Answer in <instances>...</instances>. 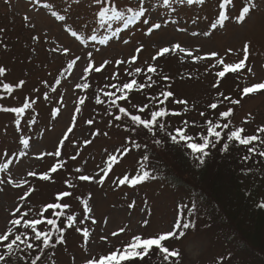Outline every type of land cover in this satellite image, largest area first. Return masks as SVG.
Instances as JSON below:
<instances>
[{"label":"rangeland","instance_id":"obj_1","mask_svg":"<svg viewBox=\"0 0 264 264\" xmlns=\"http://www.w3.org/2000/svg\"><path fill=\"white\" fill-rule=\"evenodd\" d=\"M44 2L46 0L39 2L38 0H0V30H2L0 31V67L6 68L5 74L0 76V81L11 84L16 91L8 95L5 102L0 100V106L4 107L6 103L8 107H22L25 101L31 105L19 117V128L16 125L15 113L4 111L0 113V163L9 164L6 171L0 172V178L6 181L5 184L0 185V234L10 226L11 219L19 218V213L16 216L12 215L17 206L23 205L22 212L31 209L26 218H36L38 214L43 213L42 219L45 221L53 218V211H45V206L57 202L55 197L59 192L70 191L72 196L62 198L60 201L69 204L70 207L59 210L64 216L57 221V224L37 226L38 230H51L57 227L65 229L63 233L65 243L51 249L55 255L51 253V258H47L45 264H53V262L54 264H86L89 258H98L117 248L122 249L136 235L142 238H156L160 234L174 230L178 220L182 225L187 208L183 211L181 208L185 204L188 206L191 199L189 192L175 188L166 181L150 180L134 187L125 184L116 188L113 185V180L117 176L122 178L128 174L131 179L141 163L146 170L149 168L142 159L145 156L144 148L137 149L128 142L127 137H131V132L126 131L125 126L113 122V117L107 112H105L106 116L99 114L100 107L95 102L97 96L102 101L100 103L102 107L107 106L106 109H111L110 99L105 95L106 89L103 86L107 84V80H104V77L100 78L99 75L107 72L116 74L126 69L131 72L136 67L141 68L143 64L157 67L162 57H158L155 61L152 57L162 47H171L172 44L179 43L192 52V57L178 50L170 51L163 56V58L173 56L178 62L173 65L169 63L163 65V70L167 71V74H172V78L177 79L180 75L182 78L185 76L176 84L171 79L167 83V88L172 86L170 89H173L179 97L194 101L198 107L220 100L222 98L218 96L220 92L234 95V99H240L239 104L232 105L229 101L221 103L224 110L233 108V114L228 118L232 123L230 127L232 130L235 127L252 128L254 129L252 133H255L259 126L264 125V91L242 97V89L257 82H264V0H251V11L243 23H237L234 17L248 0H233L232 4L226 5L224 9L229 15V20L223 27L218 26L215 31L210 25L218 17L219 4L222 0H206L203 6L178 7L175 14L178 23H168L150 36L144 35L145 29L138 22L128 29H122L117 37L103 45L99 40H89L81 44L64 28L66 24L81 35H91L92 29L96 27L95 13L98 12L100 5L93 4V0L72 2L71 10L66 13L67 20L59 22L51 17L50 11L53 10L51 6L57 11L63 10L66 7L65 0H47L50 5L48 8L41 6ZM112 2L121 8L136 5V0H112ZM149 2L151 3V0ZM151 14L154 21L165 15L159 9H153ZM172 15L171 12L167 13L168 18ZM85 24H87L86 29L83 28ZM117 27H121V24L113 25L114 29ZM177 28L186 31H178ZM205 31L210 32V35H192L193 32ZM96 34L103 35V31L99 30ZM124 40H129L130 43L125 44ZM245 43L249 45L245 68L237 73H226L224 78L217 76L213 78L214 73L219 70H214L211 65L215 64L221 71L223 66L218 63L220 59L225 63H238L244 59ZM5 44L7 48L4 47ZM141 44L143 51L138 55L137 60L128 63L129 57L135 54V48ZM54 47H68L70 51L67 54L62 51L54 53L51 51ZM88 51H93L95 66H99L105 60L110 63L100 72L90 70L87 74L83 72L87 65L86 59H81L71 69L67 68L68 63L75 56L86 57ZM211 52L218 53V56H208L207 54ZM197 55L204 56L205 61L194 60L193 57ZM117 60H123L125 63L117 67L115 63ZM193 63L195 65H189ZM248 69L252 71L249 72ZM191 73L194 74L193 80L186 79ZM82 75H86V79L81 80ZM21 80L25 83L22 87H18ZM156 80L160 81V77H156ZM77 83H87L89 86L76 88ZM217 83L219 87L214 88L213 84ZM52 88L56 91L52 92ZM35 89H39V92L34 91ZM108 91L117 93L111 88H108ZM45 92L48 93V101L43 98ZM61 96L63 101L60 100ZM135 96L134 101L130 100L127 102L131 103L123 104L128 111H135L132 106L137 103L140 105L145 103L144 98L140 99L139 92ZM81 99L84 100L83 104H79ZM33 100L36 101L35 104H32ZM77 106L80 108L79 112H76ZM55 109L59 111L54 113ZM91 112H95L96 117L90 118ZM74 114L75 121L72 119ZM32 119L36 120L35 124L29 123ZM90 119L93 120L92 125L86 123ZM191 120L199 123L206 119L201 115H194ZM176 123L179 124L176 127L192 126L190 133L196 134L198 131L205 133V130L203 131L196 124L193 126L187 123L185 126L184 122L176 121ZM69 127H72L73 131L67 134L68 139H65L63 146L60 147L61 156L47 155V153H55ZM193 127L196 129L194 130ZM97 129L100 135H93ZM105 132L108 134L104 135ZM22 138L29 139V148H24L21 143ZM85 140H91V143L86 145ZM125 147L129 151L121 154V150ZM113 153L118 159L113 161L112 168L108 170V178L101 187L98 180L104 173L100 170L108 167L107 158ZM72 156H76L77 159L72 160ZM61 163L64 166L58 167L56 173L49 172L54 164L59 166ZM76 168L83 169V172L77 173ZM154 169L158 168L154 167ZM29 172H35L37 175L29 176ZM43 173L49 174V181L39 179V175ZM81 174L96 176V181L91 183L80 181L78 176ZM9 175L16 183L22 181L26 183L21 187L8 184ZM66 180L73 187L69 188L65 184ZM30 188L33 191L24 201H20L19 197ZM133 201L135 206L130 208L129 205ZM85 206L90 209L87 213L89 219L85 224L80 225L79 221L86 215ZM67 215L77 216L73 228L66 227ZM92 219L96 221L95 224L92 223ZM144 221L148 222L147 225ZM76 227H87L90 230L87 243L82 234L76 231ZM120 229L124 231L120 232ZM28 231L31 235L30 230ZM179 231L185 232L184 235L179 236ZM114 232L119 234L113 236ZM101 237L107 239L102 240ZM167 242L170 253L173 251L177 253L176 257L171 256L172 264H250L237 254L228 259L220 232L216 228L207 229L203 223L187 230L181 227L177 230V237ZM3 251V246L0 245V252ZM37 254L39 251L35 249L29 252L32 258ZM15 255L23 254L15 253ZM157 259H154L152 264H158Z\"/></svg>","mask_w":264,"mask_h":264},{"label":"snow or ice","instance_id":"obj_2","mask_svg":"<svg viewBox=\"0 0 264 264\" xmlns=\"http://www.w3.org/2000/svg\"><path fill=\"white\" fill-rule=\"evenodd\" d=\"M39 2V0H38ZM76 2L79 3L80 0H65L66 7L63 10L57 11L55 10L54 6H51L53 10L50 11L51 17L55 18L59 22H65L67 20V15L71 10V3ZM233 0H222V3L219 4L220 11L218 12V17L215 20L214 23L210 25V28L215 31L218 26L223 27L225 22L229 20L228 13L224 10L226 5L232 4ZM206 3V0H151V3L149 0H136V5H128L125 7H119L117 4L113 3L112 0H93V4L100 5V8L97 13H95V24L96 27L92 29L91 35H81L78 33L77 30H74L71 26L64 25L65 31L70 33L71 37H74L77 41H79L81 44L87 43V41H97L99 40L100 44H107L108 41L112 40L114 37H117L122 29H128L130 26L140 23L141 26L145 29L144 35L150 36L154 31H157L161 29L163 26H165L168 23H178V20L176 18V12L178 7L182 6H203ZM42 7L48 8L50 5L47 2H44ZM252 3L251 0H248L247 3L244 4V6L240 9L238 15L234 17L235 21L237 23H243L248 14L251 11ZM153 9H159L160 11L164 12L165 15L163 17L157 18L155 21L153 20L152 16V10ZM171 12L173 15L171 18L167 17V13ZM27 19V18H26ZM199 19V18H197ZM115 23L121 24V27L113 28V25ZM84 29L87 28V24L83 26ZM102 30L103 35H97L96 33ZM178 31H186V29L177 28ZM2 31V30H0ZM193 36L197 35H204L209 36L210 32L205 31L203 33H197L193 32ZM33 39H38V37H33ZM123 43L128 44L130 43L129 40H124ZM5 48H7V45H4ZM248 48L249 45L245 43L244 45V59L240 60L238 63H225L223 59H220L218 61L219 64L223 66V70L216 72V76L218 78H224L226 73H237L241 69L245 68L246 61L248 59ZM179 51L181 53H185L186 55L192 57V52L189 49H186L185 47H182L179 43L172 44L171 47H162L155 56L152 57V60H157L158 57H163L165 54L169 53L170 51L175 52ZM52 52L62 51L63 53L67 54L69 53L70 49L68 47H54L51 49ZM135 54L129 57L128 63H134L138 55L143 51V45H139L135 48ZM231 51V49H229ZM210 57H216L218 56V53L211 52L207 54ZM81 59H86L87 65L83 69V72L85 74L89 73V71L94 72H100L102 68H104L107 64L110 63V61L105 60L103 61L99 66H95V61L93 58V51H88L86 57L81 56H75L70 63H68L67 68L71 69L74 65L77 64L78 61ZM194 60H203L205 59L204 56H194ZM117 67H119L121 64L125 63L123 60H117L116 62ZM147 63V62H146ZM216 65H212V67H215ZM144 71L140 67H136L134 71L127 72V75L134 76L136 74L141 73ZM249 72H251V69H248ZM6 72V68L0 67V76H3ZM148 73L156 74L157 69L152 64H148L145 72L146 76V83H138L136 79H132L130 82L123 83L122 85L117 84H105L104 88L108 89H115L117 92L120 93L119 96L116 95L115 92H105V95L110 99V107H115L118 109V112L123 114L125 118L130 119V123L125 125V130L135 133L137 131L136 127L133 126H139L142 125L144 129H147L148 132L152 133L153 137L156 135V131H159L161 133H164L166 137H170L172 142H176L177 138L181 141H192L194 137L188 136L181 128H177L176 134H172L171 132H168V130L165 127V124L162 123L158 118H164L169 115H181V113L172 111H166L164 108H159L158 110H150V119H141V115H135L131 114L128 110H126L125 107H121L117 100L125 99V94L128 91H131L134 89L140 90L145 88L146 86L151 88L152 85L156 84L157 81L153 79L151 75H147ZM116 78V74H113V79ZM81 80L86 79V75H82L80 77ZM162 80L167 81L169 80L168 76L161 77ZM147 81H151V83H147ZM24 81H19L18 87H22ZM59 83V81H57ZM45 85L47 86V82H45ZM89 85L87 83L81 84L77 83L75 85L76 88H87ZM214 88L219 87V84H213ZM3 89L7 92L11 93L13 91V86L8 83L3 84ZM34 91L39 92V89H35ZM52 92H55L56 89L52 88ZM261 91H264V82H257L254 84H251L250 86L244 87L242 89V97L247 96L249 94H256ZM160 96H163L165 100H167L170 97H174V93L170 90L163 91L160 93ZM218 96L222 97L223 101H229L232 105H237L240 103V99H233L229 96L224 95L223 93H218ZM44 100L48 101L49 96L48 93H44ZM0 99H3V97H0ZM151 101L155 102L159 100L158 96H152L149 98ZM60 100L63 101V96L60 97ZM97 104L102 103L99 96L96 97ZM175 104L180 105H186L187 101L183 99H174L172 101ZM36 101L33 100L32 104H35ZM84 100H79V104H83ZM31 107L30 103L25 101L23 103L22 107H2L0 106V111L4 112H11L16 114V125L17 128L20 126V120L19 117L25 113L26 109H29ZM133 108H137V105H133ZM149 104H144L143 108H140L139 111L141 113L144 112L145 109H149ZM209 108L215 110L218 107L217 103H212L208 106ZM59 109H55V112H58ZM80 108L79 106L76 107V112H79ZM109 114L113 116V119L115 121H121V115L119 114H113L111 111H109ZM233 114V108L229 107L226 111L220 112L219 116L221 119H225L226 122L221 123L220 120H216L213 122L212 120H207L205 123L207 125V135H201L200 140H202V143L197 142H189L187 143V148L191 149L193 154L201 153L202 156L199 157V162L201 165L205 163V157L209 155V152L206 151V149H215L218 144L221 143L222 140H224V136L222 133L226 132V140L227 142L223 143V146L221 148L222 152H226L229 148L228 142H238L241 146H249L252 145L253 142L258 141V136L255 134L252 135H242L244 132L243 128H235L234 130H230L231 120L227 119L231 117ZM201 116H204L205 114L203 112L200 113ZM73 121H75V114L73 115ZM30 124H35L36 120L32 119L29 121ZM88 125L93 124V120L86 121ZM111 123V122H110ZM185 126L187 125V122L185 121ZM158 125V128L154 131V126ZM219 129V130H217ZM72 127H69L67 131L65 132L64 136L62 137L59 146L57 147L55 153H47V155L52 156L55 155L56 157L61 156L60 147L63 146L64 140L68 139V133L72 132ZM258 132L264 133V127H261L258 129ZM108 133L105 132L104 135H107ZM93 135H100L99 130L97 129ZM214 137V139H212ZM129 143H131L135 148L139 149L141 148V144L137 143L135 140H129ZM155 145H160L162 143L159 139H153L152 141ZM21 143L23 144L24 148H29V139L22 138ZM84 143L87 145L91 143V140H85ZM146 148L147 145H144ZM129 151L127 147L121 150V154H125ZM256 150L253 147L248 148V152L254 153ZM259 155L264 156V152L259 153ZM72 160H76V156L71 157ZM118 159L117 155L115 153L110 154L107 158L108 167L101 168V172L104 173V175L99 177L98 183L101 187H103V184L105 180L108 178V170L109 168H112L113 161H116ZM143 160H148V156L145 155ZM247 159V157H245ZM64 165L61 163L59 166L53 165L49 172L56 173L58 171V167L62 168ZM9 164L8 163H0V172H4L8 169ZM75 171L77 173H82L83 169L76 168ZM29 176H35L37 175L35 172H29ZM157 177L153 175V173L149 170H146L143 163L140 164V167L137 169L136 174L130 179L128 174H125L122 178L117 176L113 180V185L116 188H119L121 186H124L127 184L129 187H134L139 183L147 182L150 179H156ZM39 179L43 181H49L50 176L48 173H43L39 175ZM78 179L80 181L85 182H94L96 181V176H90L87 174H81L78 176ZM6 181L3 178H0V185L5 184ZM7 183L8 184H14L16 187H21L23 183H26V181H22L20 183H16L12 176L9 175L7 177ZM65 184L71 188L73 185L69 181H65ZM33 189H29L27 192H25L24 195H21L19 197L20 201H24L26 199V196H28ZM89 198H91V193L88 194ZM72 192L70 191H63L59 192L55 200L57 202L54 203H48L45 206V211L52 210L53 214L56 216H62L63 213L56 211L57 209L61 208H69L70 205L67 203H61L60 201L62 198L71 197ZM77 199H80V197H77ZM87 202H85V205ZM135 206V202L133 201L129 207L133 208ZM195 202H193L192 207L188 208V206L185 204L182 206L181 210L183 211L184 208H187V217H192L195 212ZM260 207H264V204L260 205ZM23 208V205L17 206L15 210L12 212L13 216H16L17 213H19V218L11 219L9 221L10 226L7 227L6 231L3 232V234H0V245L3 246L4 251L0 252V264H45V260L48 258V249L55 248L56 245L65 243L64 240V231L65 229L62 227L55 228V231L51 230H38L39 225H42L44 223V220L42 219L43 213H40L37 215L36 218H26L29 215V212H31V209L28 211H21ZM84 211L86 213L84 219L79 221L80 225L85 224V222L89 219L87 213L90 211V209L85 206ZM77 220L76 215H67L66 216V227L67 228H73L75 226V222ZM47 225L55 226L57 224L56 219L48 218L46 220ZM92 223L95 224L96 221L92 219ZM147 221H144V224L147 225ZM195 221L192 219H184V222L180 223V221H177V224L175 226V229L172 231H168L167 233L160 234L156 238H142L140 235H136L132 238L131 242L127 243L122 249L117 248L108 254H102L98 258H89L86 261V264H126V262L132 261L134 259H142L143 255L148 253L150 250H152L154 247L155 249H158L160 253H163V260L167 261L169 259V255L172 257H176V252H169V248L167 246H162V242L168 241L171 238L177 237V230L184 229L187 230L189 228L194 227ZM23 229V230H21ZM31 232V235L29 234V231ZM76 231L78 233H81L82 236L85 238V242L87 243V239L90 236V230L87 227H76ZM120 232L124 231V229H120ZM118 232L112 233L113 236L118 235ZM184 232L179 231V236H183ZM55 237V239H53ZM102 240H106V237H101ZM39 242V243H38ZM23 246V247H21ZM33 249H37L39 251V254L35 255L34 258L29 256V252ZM15 253H22L23 255H15ZM52 255H55L54 252H52ZM14 257V258H13ZM54 264V262H53Z\"/></svg>","mask_w":264,"mask_h":264},{"label":"trees","instance_id":"obj_3","mask_svg":"<svg viewBox=\"0 0 264 264\" xmlns=\"http://www.w3.org/2000/svg\"><path fill=\"white\" fill-rule=\"evenodd\" d=\"M175 62L178 63L173 56L160 58V63L156 67L157 73L147 74L151 75L155 80L156 77H160V81L156 80L157 83L152 85L151 88L146 86L143 89L136 90L134 87L133 90L128 91L125 94V99L117 100V103L121 107H125L123 104L131 103L127 102L130 100L134 101L136 98L135 94L139 92L140 99L144 98L143 100L145 103L142 105L137 103L135 111H129L131 114L141 115V119H150V110H158L161 107L169 112L175 111L181 113V115L178 116L169 115L164 118H158V120L165 124L168 132L175 135V130L181 128L188 136H192L194 139L192 141H181L177 138L176 142H172L170 137H166L164 133L156 131V135L153 137L152 133L148 132L147 129H144L142 125H139L133 126L137 128V131L135 133L131 132V137H127L128 141L130 139L135 140L137 143L141 144V148L139 149L144 148V155L148 156V160H145L148 164V168L153 175L157 177L156 179H150L151 181H166L175 188L182 189L191 194L188 207L191 208L193 202H195L196 207L194 215L190 218L195 221L194 225L196 226L199 223H203L207 229L216 228L220 232L221 240L226 251L225 254L229 257L228 259H230L232 255L237 254L248 261L247 263L264 264V207H260V205L264 204V156L259 155V153L264 152V133L258 132V129L264 127V125L259 126L255 133H252L254 130L252 128L239 127L244 129L242 135L255 134L258 136V141L253 142V144L249 146H241L235 141L228 142L229 148L226 152L221 151L223 143L227 142L226 132L222 133L224 140H222L215 149H206V151L209 152V155L204 158L205 163L201 165L199 157L202 156V154H193L191 149L187 148V143H202L200 136L207 135V125L205 122L207 120L215 122L218 119L221 123L226 122L225 119L220 118L219 113L226 111L227 109L224 110V108H222L221 101L223 98H221L222 100L220 99L217 102H214L218 104V107L213 110L208 107L213 102L198 107L194 101L179 97L173 89H170L172 86H168L169 88H167V83H169L171 79L176 84L177 82L182 81L185 77L182 78V75H180L178 79L172 78V74H167V71L163 70V65H165V63L173 65ZM189 65L193 66L195 64L193 63ZM141 68L144 71L134 76H128L125 72H129V70L126 69L122 72L116 73L115 79H113V74H109L108 72L99 75V77H104V80H107V84L115 83L117 85H122L123 83L130 82L132 79H136L138 83H146L145 72L147 64L146 66L143 64ZM212 68L220 71L216 66ZM214 70H212L213 73ZM162 74L168 76L169 80H162ZM193 75V73L188 74L186 79L193 80ZM215 77L216 73L213 75V78ZM4 83V81H0V97H3V99L0 100L2 101L9 97L8 95L16 92L14 88L11 93L4 90ZM147 83H151V81H147ZM168 90L174 93V97L165 100L163 96H160V93ZM105 92H109L108 89H106ZM116 95L119 96L120 93L117 92ZM224 95L234 99V95ZM152 96H158L159 100L155 102L151 101L149 98ZM174 99L186 100L187 104H175L172 102ZM146 103L149 104L150 107L141 113L139 108ZM102 106L103 105L100 104L98 105V107H100L98 109L100 115L106 116L105 112L109 114V111H111L113 114L121 115V121L113 120V122L115 121L121 126L130 123V119H123V114L119 113L118 109L115 107L106 109L107 106ZM204 108L205 110H202ZM126 109L128 110V108ZM100 110L104 113H101ZM201 112L205 114L202 116L205 117V121H203L204 118L199 123L191 120L194 115H200ZM89 115L90 118L96 117L95 112H91ZM176 121H186L193 126L196 124V126L198 125L203 131L205 130V133H199V131L196 134H194V132L190 133L192 126L183 127L180 125L181 127H176V125H179ZM123 123L126 124L124 125ZM156 128H158V125L154 126V131ZM193 129L195 130L196 128L193 127ZM230 130H232L231 127ZM153 139H159L162 143L159 146L155 145L152 142ZM212 139H214V137ZM144 145H147V147L145 148ZM249 147L255 148L256 151L250 154L248 152ZM245 157H247V159H245ZM154 167H157L158 169L156 170ZM62 209L63 208L56 211L63 213L62 211H59ZM187 211L183 216L182 223L185 218L190 219L189 217H185L187 216ZM62 216H56L53 214L52 219L59 221ZM43 225H47L46 220ZM51 231L54 232L55 229H51ZM53 239H55V237H53ZM167 243V241L162 242V246H167L169 248ZM52 252L54 251H51V249L47 250L48 259L51 258L50 254ZM163 255V253H160L159 250L154 247L148 253L144 254L142 259H134L126 262V264H152L153 260L157 258V260H159L158 264H172L173 261L171 255H169L167 261L163 260Z\"/></svg>","mask_w":264,"mask_h":264}]
</instances>
